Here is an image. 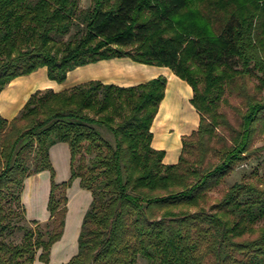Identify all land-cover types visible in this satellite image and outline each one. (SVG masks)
Returning a JSON list of instances; mask_svg holds the SVG:
<instances>
[{
	"label": "trees",
	"instance_id": "trees-1",
	"mask_svg": "<svg viewBox=\"0 0 264 264\" xmlns=\"http://www.w3.org/2000/svg\"><path fill=\"white\" fill-rule=\"evenodd\" d=\"M88 1L80 8L79 0H0V92L39 68L60 84L76 67L126 57L166 67L191 88L196 130L181 139L175 164H164L165 152L151 147L163 76L128 87L88 81L34 91L15 117L0 116V264H32L38 250L47 264L74 178L91 202L77 253L64 264H134L137 258L264 264V222L257 227L264 220V188L233 183L208 204L209 192L246 158L254 126L264 125V100H248L231 144L215 151L208 145L215 127L225 124L216 112L225 87L254 77L257 89L264 88V0ZM55 143H66L70 153V178L61 184L54 183L48 160ZM81 150L92 157L75 172ZM43 170L50 172L49 218L28 222L22 182ZM7 198L18 203L20 216L3 209ZM14 230L23 233L18 244L6 240Z\"/></svg>",
	"mask_w": 264,
	"mask_h": 264
},
{
	"label": "crops",
	"instance_id": "crops-1",
	"mask_svg": "<svg viewBox=\"0 0 264 264\" xmlns=\"http://www.w3.org/2000/svg\"><path fill=\"white\" fill-rule=\"evenodd\" d=\"M158 76L166 79L164 96L158 105L156 117L152 121L151 147L165 152L163 163L175 164L180 152L181 139L196 130L198 115L189 100L191 88L168 68L145 65L131 61L129 58H113L76 67L68 72L64 82L58 84L46 77L45 68H39L33 73L15 78L0 92V116L6 120L15 117L29 95L36 90L51 89L54 92L69 89L88 81H99L120 87L134 86L145 83ZM185 104L188 111L187 120L179 123L177 131L172 133L169 123H158L162 104ZM166 116H164V119ZM163 119V120H164ZM175 142V143H173ZM171 146L174 148L170 151ZM175 147L177 149H175ZM172 152V153H171ZM48 160L53 171V181L56 184L67 182L70 178V153L66 143H55L48 149ZM50 191V172L43 170L23 179L19 195L26 221L43 224L48 218L46 209ZM65 215L60 238L49 250L47 264H64L76 253V237L80 229L83 215L91 202V194L80 186L79 178H74L65 189ZM40 251L36 252L32 264H44L38 260Z\"/></svg>",
	"mask_w": 264,
	"mask_h": 264
},
{
	"label": "rangeland",
	"instance_id": "rangeland-1",
	"mask_svg": "<svg viewBox=\"0 0 264 264\" xmlns=\"http://www.w3.org/2000/svg\"><path fill=\"white\" fill-rule=\"evenodd\" d=\"M89 5L88 0H79V7L84 8ZM257 80L254 77H245L244 79H236L231 88L225 87L221 100L218 102L216 112L224 117L225 124L221 122L215 127V136L208 140V145L212 150H217L222 146H229L231 144V138L234 136L235 131H238L241 125L242 115L246 110V103L248 100H264V88L257 89ZM162 104V109L157 117V124L169 123L171 129L177 131L179 123L182 120H187L188 111L185 104ZM164 116L166 118L164 119ZM156 117V114L154 118ZM153 118V120H154ZM164 119V120H163ZM106 139L111 141L110 135L105 133L104 129H101ZM175 143V142H173ZM86 144V143H83ZM174 148L171 146L170 151ZM175 149H177L175 147ZM211 150L209 154L210 162L215 163L217 161V155ZM172 153V152H171ZM196 153V152H194ZM216 155V156H215ZM246 158L234 165L233 170L224 178L222 184L216 189H213L208 194V204L215 202L221 198L224 192L233 183L250 184L256 188H264V125L254 126L252 133L251 144L248 148ZM92 155L86 154L81 150L75 155L73 159V168L75 172H78L82 166H88ZM33 153L30 155L26 162L27 170L32 168ZM3 209H14V211L20 216L21 210L18 203L13 199H5L3 201ZM85 214V213H84ZM84 216V215H83ZM264 220H260L257 223V227L262 225ZM82 223V222H81ZM25 225V224H24ZM31 230H34V226L26 225ZM81 228V224H80ZM40 230H43L41 226ZM80 229L76 237V249H78L77 240L79 237ZM23 233L14 230L6 239L11 244H18L22 239ZM256 236H244L241 240L250 239ZM36 255V254H35ZM35 258V256H34ZM134 264H149L143 258H137Z\"/></svg>",
	"mask_w": 264,
	"mask_h": 264
}]
</instances>
